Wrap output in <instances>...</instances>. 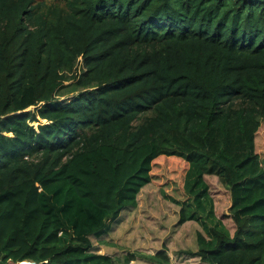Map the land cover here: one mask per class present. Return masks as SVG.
<instances>
[{
    "label": "trees",
    "instance_id": "trees-1",
    "mask_svg": "<svg viewBox=\"0 0 264 264\" xmlns=\"http://www.w3.org/2000/svg\"><path fill=\"white\" fill-rule=\"evenodd\" d=\"M263 120L264 0H0V264H172L89 236L176 160L179 222L204 229L182 254L264 264ZM205 176L229 189L234 233Z\"/></svg>",
    "mask_w": 264,
    "mask_h": 264
},
{
    "label": "rangeland",
    "instance_id": "rangeland-1",
    "mask_svg": "<svg viewBox=\"0 0 264 264\" xmlns=\"http://www.w3.org/2000/svg\"><path fill=\"white\" fill-rule=\"evenodd\" d=\"M79 74L85 71L83 61L76 64ZM71 77V75H70ZM74 80L69 78L67 88L58 96L60 99L73 98L78 90H70ZM256 149L264 159V120L256 136ZM187 165L180 160L163 161L155 164L154 180L140 188L136 195V205L123 210L121 216L113 221L109 230L97 237L90 235L94 251L98 254L122 256L127 251L155 254L166 246L172 264H206L198 257L182 254L183 251H195L198 248L197 234L204 229L196 220L180 224L182 205L175 199L184 200V177ZM208 192L213 198L217 217L235 231V223L230 217L232 205L231 193L216 176H205ZM132 264H152L139 258Z\"/></svg>",
    "mask_w": 264,
    "mask_h": 264
},
{
    "label": "water",
    "instance_id": "water-1",
    "mask_svg": "<svg viewBox=\"0 0 264 264\" xmlns=\"http://www.w3.org/2000/svg\"><path fill=\"white\" fill-rule=\"evenodd\" d=\"M263 165H264V159H263Z\"/></svg>",
    "mask_w": 264,
    "mask_h": 264
}]
</instances>
